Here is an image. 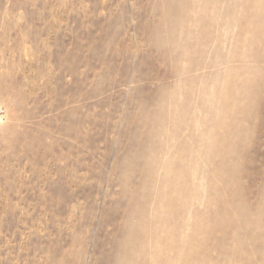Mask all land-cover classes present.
I'll return each instance as SVG.
<instances>
[{
  "label": "rangeland",
  "instance_id": "obj_1",
  "mask_svg": "<svg viewBox=\"0 0 264 264\" xmlns=\"http://www.w3.org/2000/svg\"><path fill=\"white\" fill-rule=\"evenodd\" d=\"M0 264H264V0H0Z\"/></svg>",
  "mask_w": 264,
  "mask_h": 264
}]
</instances>
